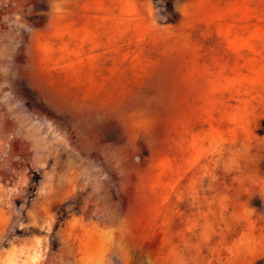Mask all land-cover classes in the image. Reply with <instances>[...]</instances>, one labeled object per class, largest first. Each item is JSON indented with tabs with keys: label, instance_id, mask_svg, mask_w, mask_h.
Listing matches in <instances>:
<instances>
[{
	"label": "rangeland",
	"instance_id": "1",
	"mask_svg": "<svg viewBox=\"0 0 264 264\" xmlns=\"http://www.w3.org/2000/svg\"><path fill=\"white\" fill-rule=\"evenodd\" d=\"M263 256L264 0H0V264Z\"/></svg>",
	"mask_w": 264,
	"mask_h": 264
},
{
	"label": "crops",
	"instance_id": "2",
	"mask_svg": "<svg viewBox=\"0 0 264 264\" xmlns=\"http://www.w3.org/2000/svg\"><path fill=\"white\" fill-rule=\"evenodd\" d=\"M91 230H92V231H96L98 234L103 235L104 238L107 236L106 232L101 233L100 231H98V230L95 229L94 227H92ZM84 259H85V258L83 257V258H82V261H84Z\"/></svg>",
	"mask_w": 264,
	"mask_h": 264
},
{
	"label": "trees",
	"instance_id": "3",
	"mask_svg": "<svg viewBox=\"0 0 264 264\" xmlns=\"http://www.w3.org/2000/svg\"><path fill=\"white\" fill-rule=\"evenodd\" d=\"M254 264H264V256L255 260Z\"/></svg>",
	"mask_w": 264,
	"mask_h": 264
}]
</instances>
